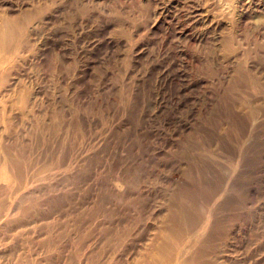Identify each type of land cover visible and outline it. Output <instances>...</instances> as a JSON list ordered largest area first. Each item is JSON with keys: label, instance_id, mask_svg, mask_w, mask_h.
Instances as JSON below:
<instances>
[{"label": "rangeland", "instance_id": "obj_1", "mask_svg": "<svg viewBox=\"0 0 264 264\" xmlns=\"http://www.w3.org/2000/svg\"><path fill=\"white\" fill-rule=\"evenodd\" d=\"M201 3L219 24L202 41L191 2L158 18L145 0L0 5V145L41 141L14 185L28 206L0 163V264H130L178 187L211 219L210 264H264V11Z\"/></svg>", "mask_w": 264, "mask_h": 264}, {"label": "bare ground", "instance_id": "obj_2", "mask_svg": "<svg viewBox=\"0 0 264 264\" xmlns=\"http://www.w3.org/2000/svg\"><path fill=\"white\" fill-rule=\"evenodd\" d=\"M4 1L5 0H0V5L1 4L4 5ZM145 1L147 4H152V2L155 1V5H153L154 7L153 13L157 18L161 17V14H164V12H168V9L171 8L176 9V6L179 3H187V2H191V4L195 3L193 5H197L196 14L192 16L191 19H187V20L190 21L188 25L191 26V29L193 30L196 29L195 32H197L196 36L198 41H202L204 39V35H205L204 31H207L210 25L214 29H217L219 27L217 21H214V16L211 15V12L213 10H211L209 6L202 5L205 3H201V1H210L212 3L214 2V0H183V1L182 0L181 1L145 0ZM240 8H241L240 10L241 14H246L250 12H255V13L262 12L264 11V0H240ZM0 17H1V11H0ZM177 23H180V20H177ZM5 24L6 23L3 21H1L0 23V30H2L1 31L2 33L5 31V28L3 29V27H5ZM197 26H200V28L197 29ZM183 30L184 29L181 26L176 29V31L179 32V35L183 34L184 32ZM3 38L0 39L1 42L4 41ZM57 59L58 57L56 58V60ZM23 94H24L23 91H21V94H19L22 99L25 97V96L22 97ZM26 94H28V92H26ZM14 96L16 97V95ZM17 99H18V95H17ZM8 121L9 118H6L7 125L5 126V130L9 133L10 136V131H9L10 128L8 126L9 125ZM39 125H41V129L44 128L42 123H40ZM31 132L32 131L30 132L27 131L28 139L24 138V136L22 137L21 134L12 135L11 139L14 141V143H12L14 145L7 143L6 141H3V143H1L0 145L1 147L0 163L5 167L6 172H8V174L6 172H3V177L2 176L1 177L9 181V183L11 184L10 185L11 190L9 191L10 195H8V193L7 195L9 196L10 199L14 197L16 198V199L14 198L16 201L14 199L12 200L16 202L15 204L16 206H18V210L24 208L25 206H28L27 203H29L30 200L33 199V196L31 198L30 194H26V195L21 194L18 196H13V194H15V191H18L19 189V188L16 189L14 185L16 184V182L19 183L23 179L22 174L24 173L23 170L24 166L30 164V162H28V157H30L31 164L32 161L34 160L30 155L32 154V148L36 149L37 146H40L39 144L41 143L40 135H36L37 133L36 131H33L34 133ZM192 132H195V130H193ZM226 135H229V132L226 133ZM31 138H33L34 141L33 144L31 143ZM186 138H188L189 140H193L195 136L189 134L186 136ZM244 150H245L243 152L244 154H241L243 158L242 162H247V160L249 162H253L252 157H248V158L245 157L248 156L249 154L248 149L246 148ZM183 158L189 159L187 156L180 157V160L182 162H184ZM181 161H180L181 166L179 165L178 167L181 172V175L184 177V179L189 178L191 180L192 174L190 170L187 167H185ZM31 166L32 165H30V167ZM45 166L46 163L42 165V167ZM234 175H237V173H235ZM189 199L190 198H188L183 188H179V187L175 189L166 188L164 190V192L159 196V200H158L160 203L163 204V208L160 209L153 218L154 221L153 229H155L156 232L153 235L152 240L149 242L150 244H147V247H145V250L142 253L138 254V256L131 257L129 259L130 264H207V263L210 264L212 263L210 261V258L205 254L207 252V246L209 242L207 240L206 231L210 227L211 219L208 215H204L200 210L194 208L195 203L192 204V202L189 201ZM6 206H7L6 202L0 204V211H2ZM122 234L125 233L122 232ZM203 234L206 236V239H203L202 236ZM198 241H200L199 244H197ZM114 242L116 241L114 240Z\"/></svg>", "mask_w": 264, "mask_h": 264}]
</instances>
